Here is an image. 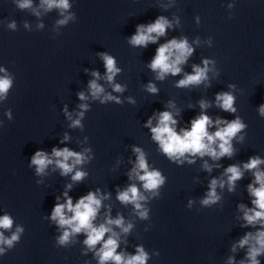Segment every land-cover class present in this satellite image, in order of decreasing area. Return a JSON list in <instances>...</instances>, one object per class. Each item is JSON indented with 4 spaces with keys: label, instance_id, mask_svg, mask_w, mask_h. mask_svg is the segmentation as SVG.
<instances>
[{
    "label": "clouds",
    "instance_id": "9594fccd",
    "mask_svg": "<svg viewBox=\"0 0 264 264\" xmlns=\"http://www.w3.org/2000/svg\"><path fill=\"white\" fill-rule=\"evenodd\" d=\"M41 6L46 10L53 8L61 10V15L71 7L69 0H41ZM17 7L19 9L32 8V0H17ZM39 15V13H36ZM72 15H66L63 19L58 20L57 24L65 25L68 20L72 19ZM27 27V24H25ZM42 27V25H40ZM8 28L15 30L16 24L13 21L8 25ZM172 28V22L165 16L157 17L154 22L148 24H139L136 26L135 33L129 38L128 43L133 47L147 48L151 44L157 43L160 37L167 34L168 29ZM194 49L189 45L186 38H172L167 42L160 44L155 52L154 57L148 64V67L156 73L157 80H163L167 75L177 76L182 72L181 65L185 64L189 57L192 56ZM103 60L105 67V75L101 77L98 71H92V80L88 82V91L92 99H99L100 102L106 103L108 101H115L121 103L118 97L105 94L103 86L98 83L99 80L104 79L112 85L114 92L122 93L125 89L119 83H114L115 76L121 71L116 65V60L113 56L107 53L99 54ZM211 62L207 59L203 61V67L193 65L191 74L186 73L180 79L176 87L186 88L192 85H200L208 80L207 73L211 70L208 65ZM0 72H5V69L0 68ZM12 78L7 74L0 76V99L7 96L9 89L12 87ZM230 87H233L230 85ZM147 91L151 94H157L156 86L149 82ZM81 101H86L88 96L84 92L78 93ZM135 101L129 97V103ZM216 106L221 110L229 113H235L237 109L234 107L235 97L230 92H220L215 97ZM201 109L200 114L191 120L190 128H180L177 130V119L174 118L172 111H161L149 117L144 125L151 132V139L155 141L160 151L169 159V161L177 165H183L185 161L189 164L195 163V157L203 158L209 157L212 161H219L221 158H231L236 151L233 146V139L241 133L247 125L240 117H236L231 121L224 120L217 117L213 120L206 114L207 108L210 106L207 101H199ZM169 108H175L172 102L168 104ZM81 109L77 113L79 118L72 120V116L67 112L65 107V114L69 120H72L71 127H81V118L84 112L88 110L89 105L81 103ZM259 114L264 117V104L259 106ZM179 110H177V114ZM11 118L10 112L8 113ZM153 119L156 120L153 126ZM215 128V131L210 132V128ZM67 134L64 140H68ZM244 137H240L243 141ZM63 143V141H61ZM90 149H85L83 152H76L70 150L68 147L52 149L51 155L43 150H38L31 157V166H35L37 175L45 174L49 165L55 164V167L60 169L62 176L69 173L73 182H81L88 175L85 171L78 170L77 165H82L90 159L86 153ZM132 151L135 153L136 159L133 168L128 173L129 180H138L142 184L144 192H151L154 196L159 195V189L165 183V177L159 170L149 169V164L146 159L145 152L136 146H133ZM192 157L193 159H190ZM264 159L260 156L249 157L248 161L241 165L231 164L224 169L222 178H213L208 185V191L205 197L201 200V204L205 207H211L221 200V196L217 193V188L223 189L227 185L228 191L235 190L236 182L243 178L245 172H251L254 179L252 183L247 186L249 195L253 198L251 200L252 207H247L244 204L238 205L242 212V220L244 224L242 227H256V231L246 232L233 246L232 251L235 252L237 248L246 249L245 259L241 260L239 264H260L259 256L264 255ZM219 167V165H216ZM213 165H210L206 160L204 161V170L211 172ZM74 169H76L74 171ZM223 177H226L224 179ZM67 189L72 188V184H68ZM110 194H101L100 190L89 191L86 195L81 196L75 203L69 196L68 191L63 193L64 202L61 203L60 197H56V203L52 208L49 219L54 222L59 229H62V234L57 238L58 245L66 246L71 242L72 237L77 234H85L86 238L83 243L86 245L88 251H93L95 257L98 259V264H146L148 260V253L145 252L142 246H137L135 254H128L126 252H118L120 244V233L128 234L133 228L131 222H125L123 216L117 215L112 218L109 213L105 214L104 222L95 223L102 208V201L109 198ZM147 197L141 192L137 184H129L123 190H117V200L124 205L131 204L135 213L141 219L148 218V209L144 207L142 201ZM192 201H189L191 205ZM258 226V227H257ZM13 227V219L9 214L0 216V229L9 231ZM115 228H119L120 232H116ZM4 231H0V255L5 253V247L12 248L16 242L19 241L24 229L17 226L15 231L11 233L10 237L4 235ZM107 238L105 239V237ZM97 245L100 247L97 249ZM86 254V253H85ZM227 264H235L234 257H229Z\"/></svg>",
    "mask_w": 264,
    "mask_h": 264
}]
</instances>
